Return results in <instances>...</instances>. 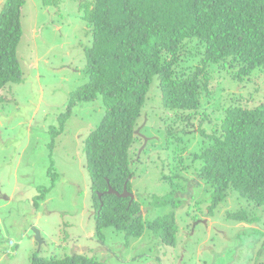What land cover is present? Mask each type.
<instances>
[{
	"label": "trees",
	"instance_id": "1",
	"mask_svg": "<svg viewBox=\"0 0 264 264\" xmlns=\"http://www.w3.org/2000/svg\"><path fill=\"white\" fill-rule=\"evenodd\" d=\"M63 0H41L59 7ZM92 42L85 49L87 81L71 93L66 114L80 102L101 99L104 113L84 140L86 168L96 234L114 228L126 238L145 230L174 246L178 232L174 212L144 220L132 194L130 164L142 144L143 111L158 98L159 121L169 155L168 170L184 183L185 174L211 188L208 214L229 190L254 205L228 217L264 229V102L255 106L227 102L211 109L214 75L236 80L264 71V0H77ZM24 0H5L0 8V91L20 83L17 47L22 38ZM218 71V72H217ZM156 92V94L154 93ZM204 108V109H203ZM211 110V112H209ZM197 116V117H196ZM195 119L199 120L195 123ZM52 127V137L63 131ZM139 130V133L136 131ZM140 156V155H139ZM138 158V157H137ZM140 160V158H138ZM54 172L52 185H54ZM43 198L40 192L34 197ZM171 190L152 197L150 205L177 207ZM264 248V231L255 230ZM30 264H105L73 253L61 258L33 256Z\"/></svg>",
	"mask_w": 264,
	"mask_h": 264
},
{
	"label": "rangeland",
	"instance_id": "2",
	"mask_svg": "<svg viewBox=\"0 0 264 264\" xmlns=\"http://www.w3.org/2000/svg\"><path fill=\"white\" fill-rule=\"evenodd\" d=\"M5 0H0V8ZM22 38L17 47L22 81L0 91V264H30L33 256L57 258L80 253L105 264H264L257 229L228 215L251 214L254 205L229 190L208 214L212 191L191 173L184 183L164 175L169 153L159 121L158 98L150 96L139 129L148 138L137 143L138 158L130 164L132 194L141 203L144 220L174 212L178 226L174 246L164 245L145 230L126 238L114 228L96 234L84 140L102 119L100 98L80 102L66 114L71 93L87 81L85 49L89 27L77 0L43 7L41 0H24ZM218 72V71H217ZM211 109L223 102L255 106L264 102V71L247 79L228 72L214 75ZM156 94V92H154ZM204 109V108H203ZM211 112V110L209 111ZM61 133L52 137V127ZM197 117V116H196ZM199 120L195 119V123ZM140 155V156H139ZM54 185L49 192L46 189ZM173 191L177 207L150 205L152 197ZM43 193V198L34 197ZM39 231L41 242L34 240Z\"/></svg>",
	"mask_w": 264,
	"mask_h": 264
},
{
	"label": "water",
	"instance_id": "3",
	"mask_svg": "<svg viewBox=\"0 0 264 264\" xmlns=\"http://www.w3.org/2000/svg\"><path fill=\"white\" fill-rule=\"evenodd\" d=\"M136 133H139V130H137L136 131ZM143 137V136H142ZM147 140H148V138H146V137H143V143H144V145L147 143ZM108 193H114V194H116L117 196H119V197H130L131 199H133V194H131V193H128L126 190H125V188H124V191L122 192V193H117V192H115V191H113L112 189H109L108 190ZM33 233H34V240L35 241H37L38 243H40L41 242V238H40V234H39V231H37L36 229H34L33 230Z\"/></svg>",
	"mask_w": 264,
	"mask_h": 264
},
{
	"label": "bare ground",
	"instance_id": "4",
	"mask_svg": "<svg viewBox=\"0 0 264 264\" xmlns=\"http://www.w3.org/2000/svg\"><path fill=\"white\" fill-rule=\"evenodd\" d=\"M126 198V197H125Z\"/></svg>",
	"mask_w": 264,
	"mask_h": 264
}]
</instances>
